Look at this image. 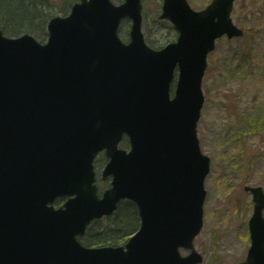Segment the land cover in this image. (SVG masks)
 <instances>
[{
    "label": "water",
    "instance_id": "obj_1",
    "mask_svg": "<svg viewBox=\"0 0 264 264\" xmlns=\"http://www.w3.org/2000/svg\"><path fill=\"white\" fill-rule=\"evenodd\" d=\"M233 2L193 11L186 0H163L159 18L178 37L160 50L144 41L141 0H80L67 17L50 19L45 44L0 30V264L202 261L192 242L203 225L209 158L196 126L208 53L223 35H243L230 18ZM124 18L128 43L117 34ZM124 135L128 151L119 148ZM102 150L111 186L99 198L92 162ZM244 190L254 208L241 264H264V192ZM124 199L138 208V231L124 246L83 247L76 237Z\"/></svg>",
    "mask_w": 264,
    "mask_h": 264
},
{
    "label": "rangeland",
    "instance_id": "obj_2",
    "mask_svg": "<svg viewBox=\"0 0 264 264\" xmlns=\"http://www.w3.org/2000/svg\"><path fill=\"white\" fill-rule=\"evenodd\" d=\"M48 2L49 5L43 4L45 8L65 16L76 0ZM187 2L196 11L210 0ZM142 3V33L146 43L160 48L174 41L176 32L168 22L158 19L162 0H142ZM1 18L0 28L6 36L22 34L13 35ZM231 18L245 33L241 38L217 40L215 50L208 55L202 81L204 104L197 135L203 154L210 159V173L204 183L203 228L194 240L195 249L203 257L201 264H237L245 259L252 203L243 187L261 186L264 190V0H235ZM129 28L130 21L123 20L119 36L125 42ZM23 33L45 42L47 28L45 25ZM102 157L99 154L94 162L100 191L109 185V180L100 179L106 162ZM105 221L102 219L100 224H106ZM187 253L181 250L182 255Z\"/></svg>",
    "mask_w": 264,
    "mask_h": 264
},
{
    "label": "trees",
    "instance_id": "obj_3",
    "mask_svg": "<svg viewBox=\"0 0 264 264\" xmlns=\"http://www.w3.org/2000/svg\"><path fill=\"white\" fill-rule=\"evenodd\" d=\"M13 0L0 1V17L11 30L16 33L33 32L44 28L48 20L56 15L54 9L45 8L43 4L49 5V0ZM44 8H40V7ZM172 28V27H171ZM18 33V34H19ZM127 147V140L121 144ZM106 224L93 222L88 228L82 242L87 246H117L132 235L139 226V218L136 206L129 201H122L117 211L110 217L105 218ZM94 225V226H93ZM93 226V227H92ZM99 228V230L97 229ZM98 230L91 232V230Z\"/></svg>",
    "mask_w": 264,
    "mask_h": 264
}]
</instances>
